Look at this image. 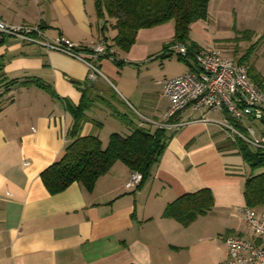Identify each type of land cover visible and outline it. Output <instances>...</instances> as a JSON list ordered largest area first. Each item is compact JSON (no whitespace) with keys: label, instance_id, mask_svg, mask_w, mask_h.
<instances>
[{"label":"crops","instance_id":"obj_1","mask_svg":"<svg viewBox=\"0 0 264 264\" xmlns=\"http://www.w3.org/2000/svg\"><path fill=\"white\" fill-rule=\"evenodd\" d=\"M0 19L38 25L47 38L64 36L86 48L102 39L113 54L93 61L99 73L90 79L86 64L63 53L14 36L0 41V264H223L227 236L253 240L236 213L245 205L250 169L232 148L220 111L187 108L171 118L159 161L134 189L125 187L132 171L120 161L91 189L73 182L50 194L41 180L72 141L70 107L78 105L81 89L103 100L96 98L85 112L80 135H96L103 146L113 132L131 131L111 110L125 113L124 107L135 115L126 114L135 125L151 129L156 126L141 117L165 121L163 80L196 66L191 57L167 50L172 21L139 29L122 50L113 42L116 29L110 22L103 27L95 0H0ZM203 25L199 20L190 25L189 43L221 49L224 39L226 57L239 62L225 38L198 42L194 28ZM260 36L253 31L252 37ZM241 60L264 86V71ZM246 118L259 124L256 136H264V117ZM183 196L208 208L189 219L184 207L166 214ZM256 211L264 215V208Z\"/></svg>","mask_w":264,"mask_h":264},{"label":"trees","instance_id":"obj_2","mask_svg":"<svg viewBox=\"0 0 264 264\" xmlns=\"http://www.w3.org/2000/svg\"><path fill=\"white\" fill-rule=\"evenodd\" d=\"M208 3L209 0H95L97 13L105 21L103 27L106 28V24L110 22L116 29L113 38L115 46L128 50L134 43L139 29L172 21V42H183L188 50L186 57L192 59V54L198 48L189 43L190 25L197 20L207 19ZM250 35L252 36L253 32ZM261 38H264V35L259 39ZM106 47V56L112 57L107 44ZM243 58L246 59V56L241 59ZM241 59L239 63L244 64ZM195 69L196 66L191 70ZM249 77L261 86L262 81L258 75L249 74ZM39 85L44 86L40 82ZM96 98L103 100L100 96L91 95L87 88L81 89L78 105L70 107L72 123L68 136L72 141L66 145L61 159L41 173V180L50 194L63 191L73 182L82 183L91 189L96 179L117 161L125 164L131 171L139 172L143 180L149 176L166 147L169 136L165 128L151 129L135 125L127 113H118L115 110H111L112 115L131 127L130 133L113 132L105 146L96 135L81 136L80 129L86 119L85 112ZM94 125L100 127L101 122L94 121ZM231 146L237 150L250 169L244 183L245 205L255 210L264 208V149L252 148L239 138L232 140ZM179 207H184L183 216L189 219L197 212L206 211L208 205L203 201L198 202L193 196H183L169 204L165 213L173 215Z\"/></svg>","mask_w":264,"mask_h":264},{"label":"built area","instance_id":"obj_3","mask_svg":"<svg viewBox=\"0 0 264 264\" xmlns=\"http://www.w3.org/2000/svg\"><path fill=\"white\" fill-rule=\"evenodd\" d=\"M14 36L26 43H35L58 51L89 67V78L95 79L98 68L95 59L107 55L104 40L89 48L82 47L64 36L47 38L38 25L8 24L0 19V41ZM167 50L180 56L187 55V46L180 41L169 44ZM195 70L165 78L162 93L168 99L164 122H153L141 117L147 124L163 129L169 120L187 108L194 111L211 109L224 114L222 124L233 140L241 139L255 149H264V136L257 137L254 129L244 124L246 117H264V86L256 84L248 74L246 65L223 56L215 45L200 48L192 54ZM239 127L243 128L242 131ZM246 132L247 134H245ZM142 175L132 171L125 183L128 189L136 188ZM253 240L241 236H227V259L223 264H264V215L246 205L238 209Z\"/></svg>","mask_w":264,"mask_h":264},{"label":"rangeland","instance_id":"obj_4","mask_svg":"<svg viewBox=\"0 0 264 264\" xmlns=\"http://www.w3.org/2000/svg\"><path fill=\"white\" fill-rule=\"evenodd\" d=\"M207 12L208 20H199L204 24L203 27L194 28L198 42L207 45L215 39L225 38V43L229 42V52L233 58L240 59L246 56L251 64L264 71V38L255 39L250 35L253 31H259L260 35H264V0H223V2L215 0L210 5L208 3ZM223 41L224 39L218 44L221 45L222 54L226 57V46ZM123 111L135 116L124 107ZM104 117L105 115H102V118ZM244 122L255 131L258 130L259 124L256 121L246 118ZM236 213L241 216L240 213ZM235 220L240 225L244 223L239 218L234 217Z\"/></svg>","mask_w":264,"mask_h":264},{"label":"water","instance_id":"obj_5","mask_svg":"<svg viewBox=\"0 0 264 264\" xmlns=\"http://www.w3.org/2000/svg\"><path fill=\"white\" fill-rule=\"evenodd\" d=\"M103 24V23H102Z\"/></svg>","mask_w":264,"mask_h":264}]
</instances>
